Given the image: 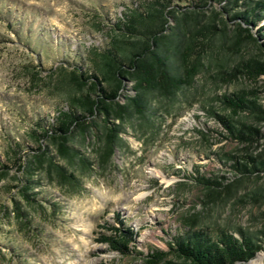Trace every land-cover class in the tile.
<instances>
[{
    "label": "rangeland",
    "instance_id": "obj_1",
    "mask_svg": "<svg viewBox=\"0 0 264 264\" xmlns=\"http://www.w3.org/2000/svg\"><path fill=\"white\" fill-rule=\"evenodd\" d=\"M133 2L0 0V264H148L155 251L166 254L156 263L162 264L174 258V235L206 226L259 235L264 264V169L240 173L232 166L248 156L264 158V119L242 113L258 131L239 141L214 116L229 112L220 101L223 93L255 89L264 106L263 77L227 82L214 81L212 70L197 75L173 105L150 115L149 126L125 124L121 145L104 167L98 166L93 137L75 135L72 143L93 166L75 193H64L47 177L45 162L35 166L30 132H40L36 121L51 120L65 105L56 89L59 68L73 60L86 64L88 48L104 44L109 23ZM220 4L212 2L215 9ZM226 28L229 33V22ZM9 142H20L16 154L26 153L33 166L27 192L34 200L20 191L23 171L12 164ZM41 142L62 163L51 140ZM201 176L209 182H198ZM14 200L31 221L16 211ZM117 215L135 232L124 254L99 240L112 233L105 225L115 224Z\"/></svg>",
    "mask_w": 264,
    "mask_h": 264
},
{
    "label": "trees",
    "instance_id": "obj_2",
    "mask_svg": "<svg viewBox=\"0 0 264 264\" xmlns=\"http://www.w3.org/2000/svg\"><path fill=\"white\" fill-rule=\"evenodd\" d=\"M212 2L222 4L215 9ZM263 19L264 0H243L242 4L238 0H136L128 4L109 23L104 44L88 48L86 64L73 60L69 68H59L56 89L65 105L56 109L51 120L36 121L40 132H30L36 142L29 147L37 151L35 166L45 162L47 177L55 178L54 184L64 193H75L83 188L81 178L93 170L88 154L72 143L75 135L82 140L86 135L93 137L98 166L104 167L121 145L125 124L134 120L140 128L149 126L150 115L173 105L197 75L212 70L214 81L232 82L240 76L264 79V23L258 25ZM256 94L251 89L220 96L229 112L214 116L239 141L258 131L249 120L240 118L242 113L264 119V106ZM45 139L51 140L62 163L54 160L53 153L46 154L41 142ZM20 144L9 142L7 146L15 154L12 164L23 171L20 191L27 200H34L33 193L27 192L33 187L34 170L26 153L16 154ZM232 166L240 173L260 170L264 158L248 156V162L237 161ZM208 180L201 176L198 182ZM14 201L16 211L31 221ZM49 201L53 208L57 206ZM121 219L117 215L115 224L105 225L112 233L99 240L124 254L135 232L124 227ZM259 231L264 236V225ZM262 240L242 228L190 229L173 236L169 252L174 258L162 264H248L263 249ZM165 255L162 251L149 254L148 264L158 263Z\"/></svg>",
    "mask_w": 264,
    "mask_h": 264
},
{
    "label": "bare ground",
    "instance_id": "obj_3",
    "mask_svg": "<svg viewBox=\"0 0 264 264\" xmlns=\"http://www.w3.org/2000/svg\"><path fill=\"white\" fill-rule=\"evenodd\" d=\"M257 260L255 261V264H259V260L261 259V255L260 253H257V256H256ZM262 260V259H261Z\"/></svg>",
    "mask_w": 264,
    "mask_h": 264
},
{
    "label": "water",
    "instance_id": "obj_4",
    "mask_svg": "<svg viewBox=\"0 0 264 264\" xmlns=\"http://www.w3.org/2000/svg\"><path fill=\"white\" fill-rule=\"evenodd\" d=\"M256 253H257V252H256ZM256 253H255V254H256ZM249 260H250V259H249ZM249 260H248V264H249Z\"/></svg>",
    "mask_w": 264,
    "mask_h": 264
}]
</instances>
